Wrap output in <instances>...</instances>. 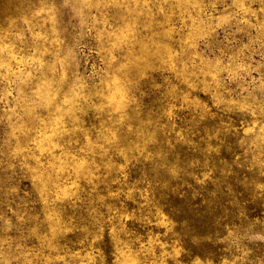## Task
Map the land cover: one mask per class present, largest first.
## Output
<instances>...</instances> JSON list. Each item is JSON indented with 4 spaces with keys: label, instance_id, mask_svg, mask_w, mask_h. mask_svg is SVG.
<instances>
[{
    "label": "rangeland",
    "instance_id": "374dc122",
    "mask_svg": "<svg viewBox=\"0 0 264 264\" xmlns=\"http://www.w3.org/2000/svg\"><path fill=\"white\" fill-rule=\"evenodd\" d=\"M0 264H264V0H0Z\"/></svg>",
    "mask_w": 264,
    "mask_h": 264
},
{
    "label": "trees",
    "instance_id": "16d2710c",
    "mask_svg": "<svg viewBox=\"0 0 264 264\" xmlns=\"http://www.w3.org/2000/svg\"><path fill=\"white\" fill-rule=\"evenodd\" d=\"M168 137H164V142ZM166 148L167 147L163 146L162 149L159 148L157 152L161 153V152L167 151ZM163 149H164V151H162ZM168 151H170V149H168ZM157 152L155 154H158ZM183 155L184 154H182V156ZM156 156H157V158L150 163H147V164L142 163L140 165L139 164L136 165L132 169V172L129 176V179H128L129 182L130 183L135 182L139 186H143L144 181H146L148 183H152V185L154 186V188L156 190V196L158 197L159 201L161 203H163L164 206L165 205L169 206L173 210H175V208L176 209L179 208L180 211L178 212L179 215H177V217H179L180 219L182 217H190V216L194 218L197 215L195 213L196 204L200 201L194 200L192 198L193 192L187 196V199L185 200L187 202L186 205H182L181 200L179 198H177L178 192H176V195L169 192L170 186H171V188L176 189L177 186L182 184V181H173V182L171 181V182H169L170 186L168 188H164L161 186L162 183H166V182L172 180L170 178V172H169L171 163H169V162L174 159L175 155L174 154H168L165 157V154H164L163 157H162V155L161 156L156 155ZM182 156H181V161L184 164L183 167H185L186 166L185 162L187 160L182 159ZM184 157H185V155H184ZM168 177L170 178V180L168 179ZM184 181L186 182L187 178H184ZM228 183L231 184L232 180H229ZM186 189H188V188H186ZM233 190H235L234 186H233ZM218 194L219 195H218L217 201L215 200L213 203H212V201H209V203L206 204V206H208V208L211 210L210 211L211 217L220 214L223 210L225 211L227 204L230 203L229 201H232V199L230 198L231 195H229L227 191L225 194H221L220 192H218ZM166 201H169V202H166ZM211 203L213 205H210ZM206 217H208V216H206ZM234 222H237V221L234 220Z\"/></svg>",
    "mask_w": 264,
    "mask_h": 264
}]
</instances>
